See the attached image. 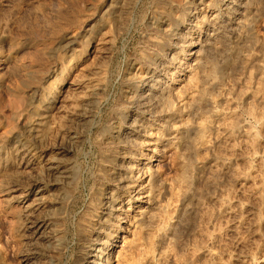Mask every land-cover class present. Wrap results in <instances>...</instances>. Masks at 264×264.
<instances>
[{
  "label": "rangeland",
  "instance_id": "obj_1",
  "mask_svg": "<svg viewBox=\"0 0 264 264\" xmlns=\"http://www.w3.org/2000/svg\"><path fill=\"white\" fill-rule=\"evenodd\" d=\"M200 4L0 0V264H264V0Z\"/></svg>",
  "mask_w": 264,
  "mask_h": 264
},
{
  "label": "bare ground",
  "instance_id": "obj_2",
  "mask_svg": "<svg viewBox=\"0 0 264 264\" xmlns=\"http://www.w3.org/2000/svg\"><path fill=\"white\" fill-rule=\"evenodd\" d=\"M200 3H202V0H188V8H192L195 12H197L198 10H200L199 9V7L201 6V4ZM234 4V3H233ZM225 9H226V7H225ZM230 9V8H229ZM224 10V9H223ZM231 10H233V11H237V9H234V8H231L230 9V11ZM193 22V21H192ZM201 23H204L203 22V20H201L200 21ZM195 23V22H194ZM194 25V24H193ZM192 25V26H193ZM202 26V25H201ZM168 27V26H167ZM169 28V27H168ZM200 28V27H199ZM172 30V29H171ZM168 31V30H167ZM189 31H190V29H188V34H190L189 33ZM209 31V30H208ZM205 32V31H204ZM212 32H213V30H212ZM212 32H211V34H212ZM211 34H205V37L203 38V40H200L201 38H198L197 40H196V42H197V44H196V46L197 45H199V43L201 44V45H199V47H198V49H197V52L195 53L194 52V54H195V61H196V65H199L200 64V60H202V59H198L199 57V55L203 52V43H208L209 42V40H210V37H213V36H211ZM195 45V44H194ZM202 58V57H201ZM202 62V61H201ZM197 69V68H196ZM127 78H134L135 76H138V75H135V71H134V66L133 65H129L128 66V68H127ZM152 75H153V73L151 74V75H149L148 77H147V79L148 80H152ZM171 76H174V73H172L171 74ZM144 77H146V76H144ZM141 79H143V77H140V81H142ZM146 82H139V84L135 87V89L133 90V91H130V96L131 97H129V99L130 98H134V99H138V100H141L142 102H144L145 101V104H147V105H149V102L151 101V99L155 96L154 94H153V89L154 88H149V89H147V88H145L146 87ZM164 92V91H163ZM129 96V95H128ZM163 96V95H162ZM161 98V97H160ZM164 101V100H163ZM158 102V101H157ZM151 105V104H150ZM136 122V121H135ZM137 123V122H136ZM135 124V123H134ZM117 129V128H116ZM118 131V130H117ZM124 139V138H123ZM131 139V138H130ZM123 142H125V139H124V141ZM127 142V141H126ZM150 168V167H149ZM149 168H146V171H148L149 172ZM110 170V169H109ZM107 172H109V171H107ZM106 172V173H107ZM116 172H118V170L116 171V170H114L113 172H112V175H115V173ZM151 172V171H150ZM117 174H119V176H117V178H118V180H116V182H117V186H115V187H113V189H111V190H108V194L106 195V196H104L103 195V199H102V201H100V203H102L101 204V206L102 207H104V209L105 210H107V214H110V212L113 210V206H114V203L116 202V201H118L119 200V198H120V195L122 194V193H124V191L126 190V189H130V180L132 179V177H127V176H122L121 174H123V173H121V172H118ZM129 174V173H128ZM131 175V174H130ZM116 178V179H117ZM131 178V179H130ZM115 179V178H114ZM151 179V176L149 177V180ZM130 184V185H129ZM133 184V183H132ZM137 193V192H136ZM134 200H136L137 198H133ZM147 202H150V200L149 201H147ZM147 202H143V204L145 203V204H147V205H149V203H147ZM120 210H121V207H118L115 211H119L120 212ZM150 209L148 208V207H146V208H144V209H142V208H139L138 209V211L136 212V214H137V216L139 217V219L142 221L143 219H144V217L147 215V213H148V211H149ZM106 219V218H105ZM117 220L119 219V218H116ZM107 220V219H106ZM144 223V222H143ZM41 226H43V224H41L40 225V227ZM144 225H141V227H143ZM39 227V226H38ZM141 227H139L138 226V234L139 235H142V232H143V229L141 228ZM94 228V227H93ZM99 229V228H98ZM136 229V228H135ZM133 230H134V228H133ZM110 231V230H109ZM104 232H106V231H104ZM99 233V232H98ZM100 234V233H99ZM105 237V235H103V238ZM138 238V237H137ZM140 239H141V237H140ZM103 240V239H102ZM109 242V241H108ZM133 242V241H132ZM106 244V240H103V242H101V244L100 245H102V246H104ZM135 244H137V243H135ZM133 248H134V246H133ZM95 251H96V254H94L93 255V257L91 258V261L90 262H88L87 264H109V254H107L106 252H105V250H103V249H101L100 247L99 248H97V249H95ZM133 251V250H132ZM135 251V250H134ZM86 255V254H85ZM62 257V256H61Z\"/></svg>",
  "mask_w": 264,
  "mask_h": 264
}]
</instances>
